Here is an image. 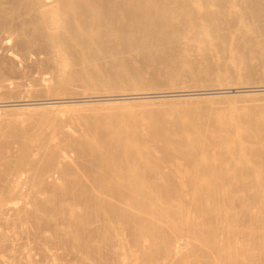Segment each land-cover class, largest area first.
<instances>
[{
	"label": "bare ground",
	"instance_id": "6f19581e",
	"mask_svg": "<svg viewBox=\"0 0 264 264\" xmlns=\"http://www.w3.org/2000/svg\"><path fill=\"white\" fill-rule=\"evenodd\" d=\"M256 72L264 0H0V264H264Z\"/></svg>",
	"mask_w": 264,
	"mask_h": 264
},
{
	"label": "rangeland",
	"instance_id": "374dc122",
	"mask_svg": "<svg viewBox=\"0 0 264 264\" xmlns=\"http://www.w3.org/2000/svg\"><path fill=\"white\" fill-rule=\"evenodd\" d=\"M126 52H129L130 54V56H132L131 58H135V59H131L130 58V56H127V54H126ZM124 51V52H122L125 56H127V58L129 57L130 58V60H132L131 62L128 60V62H130V63H132L133 64V62L135 63V66L138 64V65H140L143 69H144V72H146V73H148L149 75H146L147 77H150V75L151 74H154L155 73V65H153V64H151V63H148L147 61H145V60H143L140 56V58L142 59V60H138L139 58L138 57H136L137 55L135 54V53H131V51ZM122 53H121V55H122ZM132 54V55H131ZM134 55H136L135 57H134ZM125 56H123V57H125ZM103 59V58H102ZM125 59H126V57H125ZM260 59V58H259ZM98 60H100V59H96L95 60V62H96V64H97V67L100 65V64H102L105 60H100L101 61V63L100 62H97ZM138 60V61H137ZM94 62V63H95ZM230 61H227V63H229ZM98 63H100V64H98ZM105 63V62H104ZM96 64H93V66H95ZM103 65V64H102ZM100 65L101 66V68L103 69V68H106L107 66V64L106 65ZM137 65V66H138ZM143 65V66H142ZM68 66V65H67ZM93 66L91 67V69L93 68ZM140 66H138V67H140ZM153 66V67H152ZM140 67V68H141ZM155 67V68H154ZM98 68H100V67H98ZM98 68H93L92 70L93 71H98ZM95 69V70H94ZM26 70V69H25ZM147 70V71H146ZM259 70V69H258ZM256 71V70H255ZM260 71V70H259ZM259 71H257V72H259ZM262 71V70H261ZM253 73V79H251V80H249V78H247V77H243V78H236V77H232V78H230L229 79V81L232 83V85H233V87H234V89L236 90V91H242V92H245L246 91V89H244V88H246L247 87V85H249V84H251V82H254V81H258V80H264V78L262 77V74H261V72L260 73ZM263 73V72H262ZM158 78L157 79H159L158 80V82L156 83V84H146V85H144V88H148L147 90H153L154 89V91L155 90H157V89H162V88H169L171 85H170V81H168L167 79H166V77H164V76H162L161 74H158V76H157ZM143 88V89H144ZM103 89H105V88H102V91H104ZM141 90V89H140ZM140 90H137V91H140ZM145 90V89H144ZM147 90H145V91H147ZM105 92H106V94L108 95V97L109 98H117V96H119V95H117L119 92H125V90H123L122 88H119V87H115V88H112V89H105ZM105 92H104V94H105ZM241 92V93H242ZM103 93V92H102ZM106 95V96H107ZM58 260H61L62 261V259L61 258H57Z\"/></svg>",
	"mask_w": 264,
	"mask_h": 264
}]
</instances>
